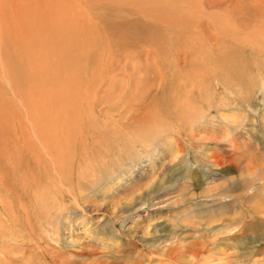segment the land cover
<instances>
[{"label": "rangeland", "instance_id": "obj_1", "mask_svg": "<svg viewBox=\"0 0 264 264\" xmlns=\"http://www.w3.org/2000/svg\"><path fill=\"white\" fill-rule=\"evenodd\" d=\"M159 1L0 0V264H264V0Z\"/></svg>", "mask_w": 264, "mask_h": 264}, {"label": "bare ground", "instance_id": "obj_2", "mask_svg": "<svg viewBox=\"0 0 264 264\" xmlns=\"http://www.w3.org/2000/svg\"><path fill=\"white\" fill-rule=\"evenodd\" d=\"M101 1H103V0H101ZM105 1V3H106V5H108V6H110L111 5V7L112 8H114V7H116L117 5H114V4H119V5H121V4H128L129 2L130 3H133V4H137L140 0H123L122 2H120L119 0H109L110 1V3H108V0H104ZM212 3H210V5H207V6H209V8H214V7H216V6H214V5H217V7H220V6H222L221 4L224 2H222V1H217L218 2V4H217V2H215V1H211ZM159 3L161 4V7H160V5H159V7H158V10L159 11H157L160 15H162L163 13H165V11L167 10V11H177V12H179V14H181V15H183L184 14V10H185V8L183 7V6H185L186 8H188V1H186V0H160L159 1ZM188 5V6H187ZM146 6H149V4H146ZM129 9H131L130 7H129ZM230 9V8H229ZM234 10V9H233ZM117 11V10H116ZM154 11V10H153ZM152 11V9H148V7H145V8H143V9H141V13H143L146 17H148L149 19H152V18H154V16H153V14L152 13H154ZM162 11H163V13H162ZM236 10H234L233 12V15H236V12H235ZM138 12V11H137ZM232 14V13H231ZM168 16H170V15H168ZM168 16H163V18L160 16V19H159V21H164V22H167V21H169V20H171V17H170V19H169V17ZM175 16V15H174ZM104 17H106V16H104ZM159 17V16H158ZM122 18V17H121ZM125 19V18H124ZM173 19V18H172ZM222 23V22H221ZM130 27V26H129ZM146 27H147V29L149 28L148 27V24H146V26L145 27H143V28H145L146 29ZM223 27V26H222ZM119 28V26H114V28H113V33H114V31H116L117 29ZM130 29V28H129ZM118 31V30H117ZM132 31H134V30H132ZM119 33V32H118ZM116 34V35H119V34ZM129 32H127V34H128ZM133 32H130V34H132ZM133 34H135V33H133ZM115 35V34H114ZM136 35V34H135ZM134 36V35H133ZM134 37H137V36H134ZM177 37V36H176ZM143 45H145V44H143ZM238 56V55H237ZM219 57V56H218ZM226 57V56H225ZM225 57H224V59H225ZM239 57V56H238ZM220 58L221 59H223L222 58V56H220ZM220 58H218V59H220ZM227 58V57H226ZM215 59V58H214ZM218 59H216L215 61H213V64H212V66L213 67H215V68H217V67H219V63H222L223 61H220V60H218ZM238 59V58H237ZM230 60V59H229ZM241 62V61H240ZM225 64V63H224ZM236 65V64H235ZM245 65V64H244ZM222 67V69H223V66H221ZM238 67H239V65H238ZM227 69V68H226ZM224 70V69H223ZM220 71V70H219ZM221 74H223V76H221V77H219V78H221V82H223V80H222V78L223 77H226L225 76V72H223V73H221ZM220 76V75H219ZM225 84V83H224ZM208 138V137H207ZM55 147V146H54ZM57 147V146H56ZM63 147V146H62ZM66 147V146H65ZM97 147V146H96ZM53 148V147H52ZM51 148V149H52ZM59 148V147H58ZM68 148V147H67ZM50 150V149H49ZM59 150H60V148H59ZM65 150V149H64ZM69 150H70V152H71V148L69 147ZM15 151V150H14ZM51 151V150H50ZM53 151V150H52ZM50 152V153H48V151H46V153L49 155V154H51V153H55L56 155L55 156H63V155H61L62 153H60L59 154V152L58 151H53V152ZM68 151V150H67ZM96 151V150H95ZM23 152V151H22ZM60 152H61V150H60ZM16 153L17 152H15V155H16ZM58 153V154H57ZM96 153H97V151H96ZM13 154V153H12ZM11 154V155H12ZM24 154L25 155H27V152L25 151L24 152ZM66 154H67V152H66ZM87 154V153H86ZM85 154V155H86ZM91 154H92V152H91ZM95 154V153H94ZM10 155V156H11ZM17 155H19V154H17ZM22 155V154H21ZM34 154H31L30 155V157H35V155L33 156ZM69 155V154H68ZM70 156V155H69ZM14 157H16V156H14ZM21 157V156H20ZM39 157V156H38ZM49 157H50V159L52 160V162H53V166H55V167H53V171H54V173L55 174H58V173H56L57 172V170H60V172L64 169V163L62 164L60 161H61V159L60 158H58V161H57V159H55V158H53V157H51L50 155H49ZM71 158L73 157V155H71L70 156ZM75 157V156H74ZM82 157V156H81ZM95 157H97V156H95ZM8 158H10V157H8ZM91 158V157H90ZM13 159V158H12ZM16 159H17V157H16ZM23 159V158H22ZM82 159V158H81ZM92 159V158H91ZM31 160V159H30ZM60 160V161H59ZM82 160H84V161H86V159H82ZM21 161V160H20ZM19 161V162H20ZM88 161V160H87ZM94 161V160H93ZM11 162V161H10ZM16 162V161H15ZM63 162V161H62ZM90 162V161H89ZM90 163H92V161L90 162ZM29 163H27L24 167H28V169H29V167H31V169L33 170H35L36 169V167L35 166H33V162L31 161V164H32V166H30V165H28ZM93 164V163H92ZM82 165V164H81ZM87 165H88V163H87ZM86 165V166H87ZM91 165V164H90ZM67 166V165H66ZM79 167V166H78ZM89 167H91V166H89ZM20 168H22V169H26V168H23V165L20 167ZM19 168V169H20ZM71 168V167H70ZM87 168V167H86ZM52 171V172H53ZM84 171V170H83ZM82 171V172H83ZM60 172H59V174H60ZM79 172V171H78ZM145 173V172H144ZM83 174V173H82ZM63 175V174H62ZM65 176V175H64ZM31 178V181H30V179H29V181L30 182H32L33 180H35V177H34V175H32V176H30ZM60 177V176H59ZM83 177V176H82ZM65 178V177H64ZM63 177H61L60 178V180H58V182L59 183H64V182H66L65 181V179H64ZM67 178V177H66ZM27 182V181H26ZM78 183H80V182H78ZM39 184V183H38ZM79 185V184H78ZM24 186L25 187H27V184H24ZM30 187H33V186H30ZM29 187V188H30ZM63 187V186H62ZM8 188V187H7ZM39 187L36 185L35 187H33V189H32V191L33 190H36L37 192H39ZM67 189V188H66ZM78 189H80V188H78ZM68 190L69 191H71V189L70 188H68ZM31 191V192H32ZM72 192V191H71ZM74 192V191H73ZM34 194H35V192H34ZM34 197V196H33ZM46 197V195L43 197L41 194H36V196H35V202H37L38 200H40V202L44 199ZM44 202V201H43ZM47 203H48V201H47ZM38 204V203H37ZM40 204V203H39ZM40 205H42V204H40ZM39 205V206H40ZM39 208H41V207H39ZM45 208V207H44ZM46 210H47V208H45ZM37 210H39V209H37ZM48 212V211H47ZM29 263V262H28ZM54 263V262H53Z\"/></svg>", "mask_w": 264, "mask_h": 264}]
</instances>
